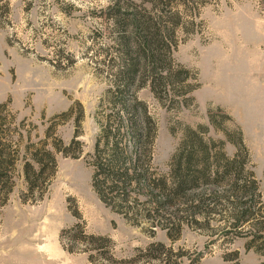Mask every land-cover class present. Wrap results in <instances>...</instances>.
<instances>
[{
  "label": "rangeland",
  "instance_id": "obj_1",
  "mask_svg": "<svg viewBox=\"0 0 264 264\" xmlns=\"http://www.w3.org/2000/svg\"><path fill=\"white\" fill-rule=\"evenodd\" d=\"M110 3L0 0V104L6 103L15 119L14 139L21 134L14 188L0 207V264H262L264 239L249 224L242 231L230 227L236 217L223 199L208 206L204 199L196 222L179 202L162 212L165 219L147 217L138 206L125 216L94 191V145L102 123L115 121L119 108L111 103L119 54L117 33L105 18ZM171 6L157 9L168 27L170 11L178 14L172 57L190 69L196 88L189 95L194 101L179 108L170 101L163 105L149 87L138 89L157 127L152 171L157 177L169 172L188 127L225 141L229 157L237 148L225 133L237 142L239 128L250 153L247 168L259 181L264 202V0ZM6 113L0 109L2 117ZM50 125L49 143L60 139L68 145L77 134L82 155L56 153L57 171L43 197L24 201L27 145L44 140ZM76 223L86 236L67 234L64 243L62 231Z\"/></svg>",
  "mask_w": 264,
  "mask_h": 264
},
{
  "label": "trees",
  "instance_id": "obj_2",
  "mask_svg": "<svg viewBox=\"0 0 264 264\" xmlns=\"http://www.w3.org/2000/svg\"><path fill=\"white\" fill-rule=\"evenodd\" d=\"M194 1L199 0H111L106 9L105 18L117 33L113 41L119 57L118 63L113 65L110 89L115 99L112 107L119 108L116 120H105L97 136L90 163L94 168L92 186L106 206L125 216L138 206L145 209L147 217L165 219L166 213L162 212L179 202L198 222L196 216L203 215L198 208L204 199L209 200L207 206L224 200L236 217L230 227L242 231L244 225L249 224L257 229L259 238L264 239L263 194L254 172L247 168L250 153L239 128L237 142L230 133H225L226 140L237 148L229 157L224 150L225 141L217 143L213 138H205L201 131L188 127L170 159L169 172L157 177L152 171L157 127L146 102L139 98L138 89L149 87L163 105L170 101L179 108L182 103L187 107L188 102L194 101L189 95L196 88L189 82L190 69L176 65L172 57L177 45L173 28L177 22L173 21L176 19L173 16L178 17V14L170 11L172 25L168 27L157 7ZM176 95L182 96V101ZM1 108L8 113L0 115V207L7 203L14 188V169L21 143L20 133L19 139H14L15 119L8 105L2 103ZM68 113L70 111L62 116ZM8 115H11L10 121ZM210 118L213 123L212 115ZM201 127L203 132H208L207 126ZM52 131L50 125L44 140L27 145L24 201L43 197L57 171L56 153L72 158L82 155L77 134L68 145L62 144L60 139L51 144L48 140ZM75 146L76 152L73 151ZM75 232L86 236L85 227L76 223L62 231L61 240L66 243L64 236ZM68 242L71 244V237ZM64 246L73 251L68 245Z\"/></svg>",
  "mask_w": 264,
  "mask_h": 264
}]
</instances>
